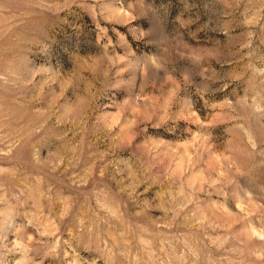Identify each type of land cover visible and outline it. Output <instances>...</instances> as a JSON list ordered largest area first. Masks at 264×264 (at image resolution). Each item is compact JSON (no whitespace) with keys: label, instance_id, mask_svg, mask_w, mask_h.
<instances>
[{"label":"rangeland","instance_id":"obj_1","mask_svg":"<svg viewBox=\"0 0 264 264\" xmlns=\"http://www.w3.org/2000/svg\"><path fill=\"white\" fill-rule=\"evenodd\" d=\"M0 264H264V0H0Z\"/></svg>","mask_w":264,"mask_h":264}]
</instances>
